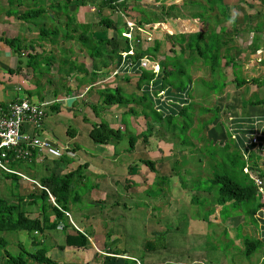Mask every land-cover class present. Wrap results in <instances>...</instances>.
<instances>
[{
    "label": "rangeland",
    "instance_id": "rangeland-1",
    "mask_svg": "<svg viewBox=\"0 0 264 264\" xmlns=\"http://www.w3.org/2000/svg\"><path fill=\"white\" fill-rule=\"evenodd\" d=\"M87 2V6L92 9L89 12H92L93 16L98 19L94 14L97 11L94 3H99L100 0H88ZM224 2L228 7L227 9L223 7L224 3L222 5L217 4L213 12L210 13L207 8H204L209 6L207 1L199 0L201 4L199 6L201 7H199L198 12L199 15H202L200 22L210 23L209 25H201L200 23L199 26H201V29L206 30V33L213 29L222 41L231 39L228 45L232 48L231 51L225 54L224 49H221L218 56L220 58V55L224 53L223 55H225L228 62H231L229 60L231 57L234 58L233 63L225 67L223 66L224 60L219 61L220 64L216 66L215 73H212L210 65H205L203 59L199 58L197 60L196 51H190L186 48L183 50L184 48L181 47L180 43L172 48L175 51L173 53L174 57L166 58L165 63L168 66H171V63L175 66L173 67V74L168 75L171 85L179 88L191 86L190 94L197 98V104L187 107L189 108L187 113L181 114L180 122H177L176 119L173 120V123L176 122V126H173L164 118L162 126L156 125L152 130L144 129L146 125L143 122L145 117L143 112L144 109L150 112V108H145V106L152 101L138 103L137 100H141L142 94L135 89L134 83L131 84L133 87L128 91L120 86L121 96L134 101L127 105L113 104L106 106L102 104L101 99L95 106V113L92 109L84 106L81 108V112L74 113L75 117H67L66 113L60 114L62 117L61 124L66 128H71L76 134V140L69 144V148L75 149L77 157H74L73 160L66 159V163L78 164L81 157H87L94 164H100L102 169H107L111 173L109 175L108 172H105V175L97 176L92 173L94 170L82 168L80 171L75 170L73 174L68 176L67 180L70 185L67 194L71 198H76L75 204L71 205L70 221L80 229L85 228L87 230L90 227L98 226L102 232L108 234L104 237V239H107L106 248L103 247V243L97 241L95 245L92 243L91 248L86 251L70 252L67 248L60 251L57 246L53 248L55 244H63L60 239L62 234L55 230L37 235L31 233L30 237H26L27 233L0 232V237L4 240V244L0 246L2 247V250H0V264H7L4 250L11 256L19 254L24 256L27 253H34L38 249H45L49 257L61 264H102L107 258L111 259L107 264H222L221 262L232 261L238 264L260 263L261 252L258 251L249 258L246 257L238 247L233 245L228 235L229 229L232 228L233 234L236 235L237 233V238L243 239L246 237L242 232L241 224L236 221L242 219L241 215H245L243 212L248 205L243 204L241 208L233 204L230 206L220 205L223 207L220 211L222 214L220 219L223 224L211 225L209 222L204 224V221L207 222L209 215L214 212L213 205L216 204L218 190L217 187H211L209 179L215 172L224 173L223 170L220 171V169H223L221 164L216 162L220 161L218 159L219 149L214 141L207 139L209 132H206L205 127L210 126L214 121L215 106L219 107L220 112H218V118L212 128L219 127L221 132H223L221 130L223 124L226 122L228 126V123H230L229 118L234 115L229 105L239 104L240 108L243 106L246 109L249 99V93L246 92L248 86L234 89L236 77L237 81L240 78L248 80L256 78L261 80L264 85V0H224ZM49 5H53L52 12H60V17L58 19L54 17L52 19L47 18L50 32H46L45 38H57V36L62 35L64 41L66 39L72 41L74 49L70 51L69 55L72 64L70 66L72 70L75 68L76 72H79L83 67L80 62L74 60L77 59L74 51L75 47L81 49L78 43L81 42L79 36L83 32L81 28L83 23L78 22L76 11L69 12V10L64 9L65 2L63 0H49ZM115 9L117 13L123 11L121 7H115ZM132 11L139 12L141 15L149 13V9H143L139 6H133ZM106 12L110 16L112 14L115 19L112 10L100 9L102 15L105 16ZM225 12L228 14L227 20L223 19V13ZM124 17H127L128 22L126 25L133 28L131 16H129L130 19L127 15ZM86 20L87 24L90 25L91 21L88 18ZM116 20L119 24V30H124V18L120 13L116 15ZM32 21L37 23L36 20ZM257 22L256 27L260 25L263 28L262 31L254 30ZM59 23L60 25H57ZM94 26L99 29L98 24ZM54 27L61 32L56 33L57 30ZM193 27L192 23L188 29L190 30ZM102 28L101 32L107 30L108 36L105 38L115 37L113 27L106 29L102 26ZM162 29L167 30L170 27L164 25ZM221 29L224 31H221ZM92 30L90 29V31ZM142 37L144 38V36ZM87 38L90 41H85L86 43L92 41V43L97 44L93 35L88 33ZM60 39H62L61 36ZM217 43L215 41L212 47L210 46L212 52H208V56H213L216 53ZM69 45L71 44L69 43ZM112 45H114V42L109 43V46ZM99 46L97 45V49H87V52L89 54L95 53L98 51ZM103 47L104 45L100 48ZM253 48L258 51L253 50ZM169 50V42L167 44L163 42L157 59L162 61L163 58L160 59V57L164 56V52L169 54ZM113 53L116 56V48ZM63 55L66 56L67 51ZM236 60L241 61L242 65L239 66ZM162 62L164 63V60ZM197 63L199 65H196ZM63 67L64 65L60 66L61 70ZM197 72H199V79L193 80L192 73L197 74ZM95 77H97V73L89 75L90 80H94ZM249 85L252 92L251 98L255 100L263 98L264 86H257L254 83ZM93 87L95 86L93 85L90 88ZM228 88L229 91H227ZM92 90L94 91V89ZM170 90L173 93L174 87L170 86ZM110 91L115 94V90L111 89ZM212 92L217 95L223 94V92L226 93L224 97H221V102L217 104L209 99ZM110 108L124 109L125 116H123L122 125H126V128L118 130L119 133L116 137L111 136L108 145H111V151H114L115 155L107 156L104 154H107L110 150L108 151L105 146L99 145L100 142H95L96 140L101 141L98 138L102 136V130L93 136L94 139L89 138L87 133L95 128L98 123H106L102 117V114H104L102 111ZM126 108L131 112L125 111ZM203 108L210 109V111L202 114L201 110ZM258 109L255 108L256 111ZM46 113L48 117H51L55 114V111L46 107ZM199 113L202 115H199ZM159 115L162 116L160 113ZM243 115L246 114L243 113ZM155 118L152 113L148 116L151 121ZM130 120L132 124H130ZM185 124L194 125V127L186 130ZM199 131H201L200 135ZM215 132L217 131L215 130ZM96 136L97 138H95ZM220 137H217L220 142L219 145L226 141L223 133ZM144 138L146 144L143 143ZM199 138L201 139L199 140ZM214 138L216 137H212L213 140ZM132 139L134 143H131ZM233 150L234 145H232ZM153 151L155 153L159 151L169 152V154L162 153L163 156L157 155L150 158L149 156ZM214 154H217L216 158ZM225 157L230 158L231 156ZM242 158L245 162L249 161L250 155L245 154ZM140 160L153 162L154 180L151 179L152 177L146 178L145 182L142 180V176L147 173L152 176V173L147 167L137 163ZM254 162H256L258 169L263 170L264 154L258 155V160L254 158ZM89 165L94 167L91 163ZM249 165L253 164L249 163ZM59 166V169L62 168V165ZM226 167L229 168V164ZM133 173H138L139 176H132ZM83 176L84 180H81L80 178ZM61 178H65V176ZM95 181L100 183L94 188ZM104 181L115 183L116 188L111 184L102 187ZM146 182L151 184L149 188H144V184L147 185ZM257 197L261 198L260 193ZM239 209H243V211L239 212ZM63 222L67 223V220L65 219ZM252 225L254 227L258 226V224ZM199 227H203L202 232H199ZM17 234L20 237L25 236L24 238H27V240L30 238V241L35 240L41 244L34 247L29 246L27 242L19 244L18 241H14L15 238L18 240ZM54 237L56 240L53 239ZM147 242L151 243V250L145 249ZM108 247L112 250H118L117 253H121L123 256L113 254L112 250H107Z\"/></svg>",
    "mask_w": 264,
    "mask_h": 264
},
{
    "label": "crops",
    "instance_id": "crops-1",
    "mask_svg": "<svg viewBox=\"0 0 264 264\" xmlns=\"http://www.w3.org/2000/svg\"><path fill=\"white\" fill-rule=\"evenodd\" d=\"M87 1L88 0H72L71 3L68 5V10L69 12H73V11L77 12V16L79 19L78 22L86 24L87 23L86 19L88 18L91 21V23L96 24L98 19H96L93 16L92 12H89L92 9H90V6H87L88 3ZM205 1H207L208 4L209 0H205ZM125 2L126 5L122 12L126 14L128 17L131 16L132 23L135 26L138 25L137 22L138 20H140V18H142V15L139 14V12L138 13L133 12L132 11L133 6H139L140 8L146 9L149 8L150 6L152 7L153 5L158 6V4L159 5L163 4L166 6L177 5L178 7L182 8V9L180 8L181 12L177 11L176 12L177 14L175 13V15L170 16L169 19H167L165 22V25H168L170 27V29L167 30L169 32H172V34L179 33L180 31H188L189 30L188 28L190 25H192V23L194 26L193 29H195L197 25V22H195L196 20L193 18V14L198 13V5L200 4L199 0H125ZM50 6L51 5L47 4V0H20L19 2L16 0H0V105H5L18 98H27L39 104L49 103V105L46 107H49L52 110H54L55 114L51 115V117H48L46 113L43 127L41 130H38L37 133L41 137L49 139L53 146H63V145L67 146L72 155V156H68L67 154L56 155L52 151H47L41 154H33L29 162H20V163L11 162L9 164V167L14 171L24 174L26 177L38 183L42 184V182L46 180L48 188L49 186L52 187L53 185H56L57 179H63L61 177L71 175L75 170L78 171V167H81L80 170L82 168L85 170L87 169L94 170L92 173L97 176L105 175V172L109 173L107 169L106 170L102 169L100 164L98 165L94 164L92 161H90L91 159L87 157L86 158L81 157L80 158L81 160L79 159L78 164L72 165L70 163H66L65 161L66 159L73 160L74 157H77V155L75 154L76 153L75 149L69 148V144L73 140H76V134L74 130H72L71 128H66L64 127L63 124H61L62 117L60 114L66 113L67 117L69 116L75 117L74 113L77 111L81 112V108H83L84 106L92 109V111L94 112L97 102L101 100L102 95L100 94L102 91H105L106 89H114L118 86L119 87L122 86V88H124L127 91L128 89L130 90V87L124 84V81L122 79L123 77H120V74L125 72L128 75H133L134 73L133 70H130L131 68L125 69L124 68L125 66L122 67L121 62L119 63L117 62L118 55L121 53V49H122L121 47L123 45L122 38L120 37H122L121 34L125 30L124 31L119 30V26H118L119 24L116 22L117 20L115 21L113 20L114 16H112V14H111V19L113 20V22H115L112 26L113 27L112 29L115 32V37L105 38L108 36L107 30L101 32V30H103V28L101 29L102 26H97L99 27V29L95 28V26H91V29L93 30L92 31L89 30L88 32H86V35H88V33L89 35L90 34L93 35L95 40L103 39V38L111 39V42H114V45L106 46L105 48L103 47L102 48L103 53L99 54L100 56L99 58L91 57V55L87 52V49H92L94 48V46L97 45H93L92 42L86 43L87 37L84 36L82 33H80L79 37L81 39V42L78 43V45L81 46V49L79 50L75 47L74 52L77 56V59L75 58L74 60L80 62L83 68L79 72H76L75 68L74 70H72L71 69L72 64L70 63L71 58L69 57V55H70V51H73L74 49V47H72L73 42L69 41L68 39L64 41L62 35H60L62 38L60 40H59L60 36H57V38L56 37L45 38L46 35L45 31L50 32L48 26L49 22L47 21V18L52 19L54 17L58 19L60 17V12L57 13L52 12L53 6L51 8ZM29 9H38L39 11H41V13L37 14L36 16L33 17V19H30L29 21L20 20L19 16L21 14L23 15V13L27 12ZM149 11L151 10L149 9ZM108 15L110 14L106 12L105 16L107 17ZM116 15L118 14L115 13V18ZM32 20L34 21L36 20L37 23L33 22ZM57 25H60V23ZM257 25L258 22L256 23L255 27ZM160 28L161 27H159V29ZM54 29L57 30L56 33L61 32L58 31V28L56 27H54ZM159 29H155L154 26L152 28L146 26L144 29L137 26V29L132 31V34L134 37H136L137 35L138 38H140L141 46H145V43L146 42L150 43L154 37L159 38V35H157ZM119 31H123V32L118 33ZM261 31H262V27H261ZM142 36H144V38ZM13 39L18 40V42L14 43ZM251 41H252V37H251ZM69 43L71 45H69ZM113 48L114 49L116 48L117 54L119 52L118 55L116 54L115 56L114 53L111 52ZM253 50L256 49L253 48ZM66 51H67V55L62 56V54L65 53ZM105 51H108L107 53L109 54H105L104 53ZM166 55L171 58L174 57V55L170 53ZM162 57L164 58V56ZM236 62L239 64V66L242 65L241 61L236 60ZM63 65L64 67L61 70L60 66ZM196 65H199V63H197ZM67 66L69 67L67 68ZM244 67L246 66L244 65ZM117 68L119 69V73L116 76H111V73ZM95 73H97V77H95L94 80H90L89 75H94ZM192 75H193L192 76L193 80L199 79V72H197V74L192 73ZM93 85L95 87L90 88ZM92 89H94V91ZM227 91H229V88ZM246 92L247 94L249 93L248 94L249 99L247 102L248 106L246 105V109H245L243 106L242 108H240L239 104L229 105V107H231L230 110L233 111L234 115H232L231 118H229L230 123H228V126L226 122L223 124V127L221 129L223 132L219 130V127L214 128L217 132H215V130L212 128V126H214V123L216 122L215 121L216 119H214V121L210 126L207 125L205 127V130L207 133L209 132L208 134L210 138L208 137L207 139L214 141L217 146H219L220 143L217 137H220L221 134L223 133L226 140H227V136L228 135L230 136V140L234 142V144L232 145L234 146L239 145L237 148H239L242 157L245 154L251 155V153H255L257 156L258 155L260 156L264 154L263 153L264 148L258 150L256 149V147L252 145L247 146L246 143H247V135H249L254 131L253 121H256L258 119H264V106L262 105L251 106L249 101L251 99L250 95L252 92L248 88L246 89ZM225 93L223 92V94L221 93L222 95L221 94L217 95L216 93L212 92L209 99H211L210 101H212L213 103L218 104L219 102H221V97L225 96ZM190 95H191L190 102H193L194 105L197 104L196 103L197 98L193 94ZM46 107H45V112H46ZM211 108H213V106H211ZM215 108L218 110V112H220L218 106H215ZM255 108H259L258 111H256ZM125 111H129V109L126 108ZM102 112L104 113L102 114V117L105 119L106 124L108 125L109 128L114 130H121V128L122 129L126 128V125L124 126L122 125L123 116H125L123 108L122 109L110 108L103 110ZM243 113H245L246 115H243ZM83 120H85V118H83ZM130 124H132L131 120H130ZM193 127L194 125H192L190 129H193ZM91 131L92 129L89 130L87 133L89 138ZM242 135L243 136L245 135L243 145H241V143L238 142V137L239 136L241 137ZM214 136L216 138H214L213 140L212 137ZM200 139L201 138H199V140ZM99 145L103 147L105 146L108 151L110 150L107 154L104 155L107 156L115 155L114 151H111V145H108V143L99 144ZM162 153H164L165 155L169 154V152L167 153V152L159 151L155 153V151H153L151 152L152 155L150 154L149 157L153 158L154 156L157 155L163 156ZM140 161L137 163H140V165L143 166V164ZM89 163H91L94 167H90ZM248 163H251L250 158ZM59 165H62V168L59 169L60 167ZM110 174L111 173H109V175ZM12 176H13L12 174H6L0 170V199H3L4 202L9 203L10 205L12 204L18 205V200L24 197L19 203L21 212H26L28 219L31 221L42 222L43 218L46 216L43 212L41 203L34 204L35 202L33 201V199L29 198V195H34V198L40 197L41 191L38 190L35 186L33 187V185L30 184V182L23 181L19 177L13 178ZM132 176L138 177L139 175L138 173L135 174L133 173ZM150 177H152L151 179L154 180L153 173L152 176H150L148 173L145 174L144 176H142V180L145 182L146 178H150ZM80 179L84 180V176ZM148 182H146V184ZM99 183H100L99 181H95L94 188L98 186ZM110 184L116 188L115 183L113 182L107 183L106 181L102 183V187L105 185L109 186ZM149 185L151 184L150 183L147 185L144 184V188L145 187L149 188ZM134 188L137 189L138 187H134ZM138 190L140 191V189ZM69 198H70V202L68 204L69 210L67 213L69 214L70 217V210H72L71 205L75 204L76 198H71V197ZM230 205L231 202L230 203L228 202L224 206H230ZM222 208H223L222 206L218 204H214L213 205L214 212L213 214L209 215V219L207 220V222L204 221V224L208 222L211 225L223 224V221L220 219L222 215L220 211ZM261 210L262 209H259V211ZM238 211L241 212L242 210L239 209ZM46 215H48L49 217L48 225L45 224L42 225V227L39 228V230L38 228H36L37 230L32 232L33 234L37 235L39 233L41 234L44 232L48 233L50 231L55 230L56 232L62 234L60 239L64 242L65 234H72L74 230H77L83 233L88 238L90 248H91V244L93 243L95 245L97 241L101 243L107 242V239H104V237H106V235L108 234L102 232V230H100L98 226L94 228L90 227L87 230L85 228L80 229L77 228L70 221L71 218H67L66 219L67 223L63 222V220L65 219L59 220L61 225H57L54 228L49 225L55 220V215L50 208H48ZM256 215H257L256 218L259 217L258 214ZM241 216L242 219L236 222H239L241 224L242 232L246 236L260 240L261 237H263L262 235L264 234V230L259 228L258 226L254 227L252 225L253 223H251V219L246 220V218H244L243 215ZM258 225H260L259 222ZM202 231H203V227H199V232ZM3 233H6V231ZM8 233H16V232H8ZM20 233L23 234L27 233L28 235H26V237H30L31 234L28 233L26 230L18 231V234ZM18 234H17L18 240H16L15 238L14 241H18L19 244H22L23 242H27L29 246H31L32 242H35L36 244L40 243V242H36L35 240L30 241V238L29 240H27V238L26 239L24 238L25 236L20 237ZM228 235L230 236V241H232L233 245L238 248H241L242 246L241 243L243 239L237 238L236 237L237 233L236 235L233 234L232 228L229 229ZM53 239L56 240L55 237ZM60 245L55 244L53 245V248L57 246L58 250H60L59 249ZM32 247L34 246L32 245ZM66 248L70 252L77 251L76 249H71L69 247ZM107 250H112V249L108 247ZM45 253L47 255V251ZM261 259L264 258L262 257L260 258L259 264H261ZM221 263L238 264L235 261L221 262Z\"/></svg>",
    "mask_w": 264,
    "mask_h": 264
},
{
    "label": "trees",
    "instance_id": "trees-1",
    "mask_svg": "<svg viewBox=\"0 0 264 264\" xmlns=\"http://www.w3.org/2000/svg\"><path fill=\"white\" fill-rule=\"evenodd\" d=\"M16 1L19 2L20 0H16ZM63 1L65 2L64 9H66L67 11L68 5L71 3L72 0H63ZM222 3L225 4L223 0H209L208 1L209 6L207 7L202 6V7L207 8L209 12L211 13L213 12V10L215 9L214 7L217 4L222 5ZM47 4H49V0H47ZM125 5H126L125 0H100L99 3H94V7L96 8L95 10H97L95 14L98 17V21L96 24L90 23V25L87 23L86 24L83 23L81 26V28L83 29L82 34L87 37L86 32H88L91 29V26H94L97 24L98 26H103L106 29L111 28L115 22H113L111 17L103 16L100 13V9L108 8L112 10L113 12H115L116 10L115 7H118V8L121 7L122 10H124ZM52 6L53 5H51L50 8ZM199 7L201 6L198 5V11H199ZM223 7H225V9L228 8L226 4ZM180 8L181 7H178L177 5L166 6L163 4L159 6H155V5H153L152 7L150 6L149 8H146V9H150L151 11H149L148 14L144 13V15H142V18H140V20H138L137 22L138 24L137 26L144 29L146 26H149L152 28L157 23L163 24L166 22L167 19H169L170 16L175 15L177 11L181 12L182 8L181 9ZM39 13H41V11H39L38 9H29L27 12L23 13V15L21 14L19 17L22 18V20L24 21L25 20L29 21L30 19H33V17ZM223 15H224L223 19L227 20L228 19L227 12L223 13ZM200 17L202 18V15H199V12L193 14V18L196 20L195 22H197V25L195 29L192 28L191 31L190 30L180 31L179 33H176V34H170L164 31L162 28H160L157 33V35H159V38L154 37L150 43L146 42L145 46H139V47L134 48L132 55L125 56V59H124L125 69L131 68L130 70H133L134 73L133 75H128L125 72L120 74V77L124 76L122 78L124 81V84L126 86H129L130 88L134 86L135 89L142 94L141 100L139 101L137 100L138 103L147 102L148 100L152 101L150 103L148 102L149 105L145 106V108L146 107L150 108V112L146 111V109H144V112H143V114L145 115L143 122L146 125L144 129L152 130L154 126L156 125L162 126L163 125L162 121L164 118H166L167 121L173 124V126H176V122L173 123V120L176 119L177 122H180L182 118L181 114L182 113L186 114L189 109L187 107H190L192 105L194 106L193 102L189 101L191 97L190 96V93H191L190 86L179 88V87H175L171 85L172 83H170L168 75L173 74V67L175 66L173 63H171V66H168L165 63L166 58H171L169 56H166L165 52L163 53L164 58L161 57V59L163 58L164 63L162 62L163 60L159 62L161 66L160 67L161 70L158 75L154 76V74L151 72L150 69H146L144 71L140 69L139 63L142 58H147L153 61L158 60L157 56H158V53L160 51V48L163 42H165L166 44L169 42L170 54H173L175 52L172 48L175 47L177 43L181 44V47L184 48L183 50H185L186 48L190 51H196L197 58H198L197 60H199V58L203 59L205 65H210L213 68V69L212 68L210 69L212 73H215V70L217 68L216 66L220 64L219 61L221 62L222 60H224L223 66L225 67H227L228 64L233 63L234 58L231 57L229 59L231 62H228V60L225 59V55H223L224 53L227 54L229 51H231L232 48L228 47V45L231 42L230 41L231 39L229 41L227 39H225V41H222L220 39L221 37H219L213 31V29L209 30L206 33V30H204L203 28L201 29V26L199 25L200 23L201 25H209L210 23L207 24L206 21L200 22ZM256 29L257 31H261L260 25ZM222 30L223 29H221V31ZM123 31H119L118 33H121ZM125 31H127L126 28H125ZM120 38H122V43H123L121 47L122 48L121 51L128 52L130 49L129 40L125 37H120ZM136 38H138L137 35H136ZM89 41L90 39L87 38V42ZM95 41L97 44L93 43V45H100V46L98 47V51H96L95 53H90V55L91 57L99 58L100 57L99 54L103 53L102 48L100 47L102 45H104V48L106 46H109V43H111V39L103 38V39H98ZM215 41L218 42L217 49H215V52L217 53V55L215 53L213 54V56H208L207 53L212 52L211 47ZM13 42L14 43L18 42V40L13 39ZM94 48L97 49V46H94ZM221 49H224V53L221 54L219 58L218 53ZM113 51H114V48L111 52ZM255 51H258V50L256 49ZM107 52L108 51H105L104 53L109 54ZM117 62L118 63L121 62L120 55H118ZM234 82H235L234 89L242 88L243 86H249L248 89H250L251 87L249 84H252V83H254V85H257V86H262V87L264 86L261 80L255 79V78H250L249 80L240 78V80L237 81V77H236V80ZM170 86L174 87L173 93L170 90ZM120 89L121 87L119 86L114 88L113 90H115V94L111 93L110 91L111 89H106L105 91H102L100 94L102 95L101 97L102 104L106 106H111L113 104L127 105L131 102H134L133 99L131 101V100H128L127 98H123V96H121L120 94L121 92ZM163 91H164V94H166L165 95L166 99H170L172 102L178 103V105L174 104V105L168 106L166 105L165 101H161L155 98V96L159 92H163ZM249 102L251 106H256V105L264 106V96L263 98L256 99V100L251 98ZM145 111L148 113H146ZM201 111H202L201 113L204 114V113H208L210 109L203 108ZM129 112H131V110ZM217 112L218 110L216 109V115H214V119H217ZM151 113L153 114V116H155L158 119L157 121H156V118L152 121L148 119V116ZM159 113L162 116H160ZM165 113H166V116L163 117ZM202 114L199 113V115H202ZM185 125H186V130L190 129L191 125H188V124H185ZM203 127L204 125L202 126V128ZM100 130H102V136H100L98 139H100L101 141L99 140L95 141L97 143L100 142V144H107L108 141L111 140V136L116 137L117 134L119 133L118 130H115L114 132V130L109 128L106 123L102 122V123H98L96 127L92 129V131L90 132V137L93 138V136L98 134V131ZM201 131H199V135L201 134ZM97 136L95 138H97ZM244 136L242 135L241 137L240 136L238 137V142H240L241 145H243ZM131 143H134L133 139L131 140ZM143 143L146 144L145 138L143 139ZM232 144H234V142L230 140L229 135L227 136V140L223 144L219 146L215 144L216 147H218L219 153H220L218 155V159L220 161H216V162L217 164H221V167H223V169H220V171L221 170L224 171V173L222 174H220L219 172H215L213 176L209 179V183L211 187L218 188L217 197L215 200L216 204L225 205L226 203L231 202V204H233L234 206L238 208H241L243 204L248 205V207L243 212L245 214L243 216H245L246 219H251V223L253 224H258L259 222V224L262 227L260 225H258V227L264 230V212H263L264 200L257 197L258 194H257L256 186L254 185L252 180L249 178L248 174L244 172L246 162L243 160L242 155L240 154L239 148H237L239 145L234 146V150L232 151L231 150ZM225 156L227 157L231 156V157L226 158ZM214 157L216 158L217 154H214ZM254 158L258 160V156L255 153H251L250 162L253 164L250 166L251 172L256 176L264 177V169L263 170L258 169V167L256 166V162H254ZM140 162L145 167H147L149 170L153 172L154 165L152 164L153 163L152 161L141 160ZM228 164H229V168L226 167L228 166ZM80 168L81 167H78V171L80 170ZM68 176L69 175L65 176V178L63 179H57L56 185H53L52 187L49 186L50 189L47 187L48 185H47L46 180L43 181L41 184L44 187H46L49 190V193L52 195V197H54L55 205H53L49 201V195L46 191L42 190L41 196L38 198H34V195H29V198L33 199V201L35 202L34 204L41 203L43 212L46 216L43 218L42 222L31 221L28 219L26 212H21L19 203L24 197L18 200V205H15V204L10 205L9 203L4 202L3 199H0V232H5V231L6 232H18L21 230H26L28 233H32L35 230H37L36 228H38L39 230V228H41L42 225L44 224L48 225L49 217L48 215H46L48 208H50L55 215V220L49 224L51 227L55 228L60 223L59 220L67 219V217L65 216V212H68L69 210L68 204L70 202L69 195L67 194L68 189L70 187L69 183L67 182ZM12 177L17 178V176L15 175H13ZM259 209H262V210L259 211ZM256 214H258L259 217L256 218L257 216ZM262 236L263 237H261L260 240L251 238L249 236L244 237L241 243L242 248H239V249L248 258L252 254L258 251L261 252V257L264 258V234ZM3 244H4V240L3 238L0 237V246H2ZM150 244H151L150 242H147V244L145 245L146 246L145 249L147 250L152 249ZM32 245L39 246L40 243L36 244L35 242H32ZM106 246L107 245L103 243V247L106 248ZM66 247H69L71 249L86 251V250H89L90 248L89 240L83 233L77 230H74L72 234H65L64 242L62 245L59 246V249L64 250ZM0 249H2V247H0ZM117 251L118 250H112L113 254L122 255L121 253H117ZM45 252H46L45 249H38L34 253H30V254L27 253L24 256L21 254L16 255V256H11L6 250H4L5 261L7 264H30V263L31 264H61L51 259L49 256L46 255ZM122 253H124V251H122ZM109 260L111 259L110 258L105 259L102 264H107ZM261 263L264 264V259H261Z\"/></svg>",
    "mask_w": 264,
    "mask_h": 264
},
{
    "label": "built area",
    "instance_id": "built-area-1",
    "mask_svg": "<svg viewBox=\"0 0 264 264\" xmlns=\"http://www.w3.org/2000/svg\"><path fill=\"white\" fill-rule=\"evenodd\" d=\"M130 38L129 34L125 35ZM132 54V50L121 53L122 65L125 56ZM149 62L147 59L140 61V69H147ZM130 69V68H129ZM153 72L158 73L157 64L152 66ZM119 69H115L111 76H116ZM18 90V89H17ZM163 93L158 94L161 96ZM165 101V98H161ZM49 103H35L27 98H18L5 105H0V170L4 173L15 174L24 181H28L37 188L46 190L38 182L26 177L20 172L14 171L9 167L11 162H29L33 154H41L52 151L56 155L67 154L72 156L67 146H53L47 138L41 137L37 132L43 127L46 116L45 107ZM254 131L247 135V146H254L261 149L264 146V119L253 121ZM257 150V151H258ZM248 161L244 172L248 174L257 188L258 194L264 200V177H259L251 172ZM52 202L53 199L51 198ZM67 216H69L66 213Z\"/></svg>",
    "mask_w": 264,
    "mask_h": 264
},
{
    "label": "clouds",
    "instance_id": "clouds-1",
    "mask_svg": "<svg viewBox=\"0 0 264 264\" xmlns=\"http://www.w3.org/2000/svg\"><path fill=\"white\" fill-rule=\"evenodd\" d=\"M156 6V5H155ZM158 6H159V4H158ZM110 10V9H109ZM121 14V16L124 18V26H125V28L127 29V31H124L122 34H121V36L122 37H125V38H127L128 40H129V45H130V49H129V51L130 50H132V54H133V50H134V48H136V47H139V46H141L140 45V43H141V40H140V38H136V37H134L133 36V34H132V31H134L135 29H137V26H135L134 24V27L133 28H131V26H127L126 24H127V17H124L125 16V14H122L123 12H119V13H117L116 11L114 12V14ZM107 17H111L110 15L109 16H107ZM113 20H116V18L114 19V17H113ZM164 25H165V23H163V24H160V23H157V24H155L154 25V27H155V29H159V27H164ZM125 30V29H124ZM164 31H166V32H168V33H170V34H172V32H169L168 30H166V29H164ZM126 34H129L130 35V38H128V37H126L125 35ZM121 53H122V51H121ZM121 53L119 54L120 56H121ZM124 53H127V52H124ZM132 54H128V55H132ZM142 59H147V58H142ZM141 59V60H142ZM160 59H161V57H160ZM140 60V61H141ZM148 60V62H149V66H148V68L147 69H150L151 70V72L154 74V76H156V75H158L159 74V72H160V70H161V66H160V60H156V61H153V60H149V59H147ZM121 64H122V61H121ZM140 64V63H139ZM153 64H157L158 65V67H159V71H158V73L157 74H155V72H153V70H152V66H153ZM125 66V64L123 63V65H122V67H124ZM125 68V67H124ZM146 70V69H145ZM142 71H144L143 69H142ZM160 93H163L161 96H158V94H160ZM156 96H155V98L156 99H161V98H165V95L166 94H164V91L163 92H159ZM191 96V95H190ZM165 102H166V105H168V106H170V105H178V103H175V102H172L170 99H166L165 98ZM180 105V104H179ZM181 106V105H180ZM166 116V113L164 114V117ZM6 174H9V173H6ZM12 175H15V174H12ZM24 175V174H23ZM15 176H17V175H15ZM17 177H19V176H17ZM20 178V177H19ZM21 179V178H20ZM21 180H23V179H21ZM24 181V180H23ZM34 181V180H33ZM28 182V181H27ZM36 182V181H35ZM31 184V183H30ZM40 185H41V183H39ZM33 185V184H32ZM35 185H33V187H34ZM42 187H44L43 185H41ZM36 187V186H35ZM37 188V187H36ZM46 190H43V191H46L47 193H48V195H49V201L53 204V205H55V202H54V198L52 197V195L49 193V190L46 188V187H44ZM38 190H40V191H42V189H39V188H37ZM51 198L53 199V202H52V200H51ZM66 213L67 212H65V216L67 217V218H69V216H67L66 215ZM68 214V213H67ZM69 215V214H68ZM58 225H61V223H59Z\"/></svg>",
    "mask_w": 264,
    "mask_h": 264
}]
</instances>
